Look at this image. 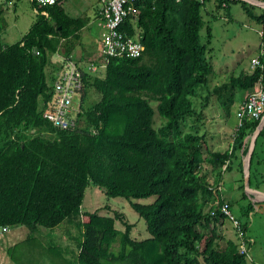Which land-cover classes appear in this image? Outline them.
<instances>
[{
	"label": "trees",
	"instance_id": "16d2710c",
	"mask_svg": "<svg viewBox=\"0 0 264 264\" xmlns=\"http://www.w3.org/2000/svg\"><path fill=\"white\" fill-rule=\"evenodd\" d=\"M32 1L38 15L31 30L20 43L0 51V227L30 232L8 251L11 262L251 264L253 208L243 209L245 222L240 220L248 247L243 254L239 240H228L219 231L228 219L219 209L227 201L218 188L261 120L238 126L233 149L225 151L210 149L203 127L215 100L228 115L238 91L244 96L264 88V68L211 87L212 28L203 12L211 3L218 10L240 4L264 26V9L257 15L256 6L241 0L138 2V20L131 16L122 30L138 36L145 47L142 56L110 58L86 74L76 113L79 127L61 130L45 118L62 67L54 59L75 52L87 19L68 15L63 8L68 0L48 7ZM260 59L264 67V55ZM90 88L101 101L85 108ZM239 169L245 181L243 163ZM91 185L110 199L128 200L145 220L150 237L135 239V226L123 214L82 213ZM151 198V204L137 202ZM118 222L125 230L118 229ZM63 224L78 252L44 245L35 236L41 229L58 232Z\"/></svg>",
	"mask_w": 264,
	"mask_h": 264
},
{
	"label": "rangeland",
	"instance_id": "374dc122",
	"mask_svg": "<svg viewBox=\"0 0 264 264\" xmlns=\"http://www.w3.org/2000/svg\"><path fill=\"white\" fill-rule=\"evenodd\" d=\"M32 2V0H0V13L2 14L0 16V51L6 46L20 43L31 30L38 15ZM100 4L99 0H68L63 5L65 12L71 17L89 18L92 22L91 32H84L81 41L78 42V56H84L89 62L100 58V40H102L104 33V22L98 17L99 9L102 6ZM262 9L256 6L255 14L260 15ZM203 15L207 26L212 28V38L209 45L211 52L209 55L212 57L214 74L210 77V84L211 87H216L227 83L232 76L240 77L245 71L248 72L253 57L259 56L260 52L264 51V29L262 24L248 16L240 4H231L229 9L218 10L216 3H211L207 5ZM203 36H207V27L202 31ZM95 40L98 42L95 43ZM57 58L61 61L60 56H55V59H53L58 62ZM236 96V102L228 108V115L216 100L212 108L206 111L203 130L208 135L207 143L213 151L232 150L234 146L238 130L237 109L243 99V92L238 91ZM88 98L84 103L85 108L101 101V95L94 88L89 89ZM75 102L79 110L82 103L80 97L77 96ZM74 116L76 117V115ZM253 137H249L250 143H252ZM250 143L247 144L248 148L251 146ZM245 163L248 167V159L245 160ZM224 180L225 192L233 204L231 211L236 219L245 222L242 217L243 209L253 208L248 227V236L253 242L249 248V258L253 260L251 264H264V202L254 203L257 200L264 199V197L257 196V193L255 195L250 191L256 192V190H259V193H264V137H260L258 140L250 187H246V181H244L242 173L236 169L231 173L229 172ZM154 201L155 198H151L137 202L151 204ZM95 212L110 216H115L116 213L123 214L127 221L135 226L132 233L135 239L143 241L150 237L145 220L132 208L128 200L122 198L110 199L103 190L91 185L86 193L82 213ZM61 227L62 230L58 232L56 230L54 233L41 229L40 233L35 236L44 245L46 243L53 244V246L62 245L65 249H74L78 252L77 244L70 238L68 239L66 231L68 225L63 224ZM117 227L125 230V226L121 222H118ZM219 227L220 232L228 240L232 237L231 239L235 238L238 243V238L230 220H227L223 225H219ZM15 231L21 235L18 241L19 244L30 235L26 228L12 229L10 234L7 235L8 238H15L13 233ZM224 245L222 246L225 247ZM21 253L23 255L29 254L27 249H22ZM34 256L38 257L37 254H34ZM23 258L25 257L23 256ZM0 264H13L8 253L2 249H0ZM43 264L50 263L43 262Z\"/></svg>",
	"mask_w": 264,
	"mask_h": 264
},
{
	"label": "built area",
	"instance_id": "2783aa9c",
	"mask_svg": "<svg viewBox=\"0 0 264 264\" xmlns=\"http://www.w3.org/2000/svg\"><path fill=\"white\" fill-rule=\"evenodd\" d=\"M40 7L58 5L62 0H34ZM143 0H100L102 5L100 14L104 22L102 35L103 58L109 61L115 57H130L138 59L142 56L145 47L137 37H129L122 29L126 21L137 14L136 3ZM261 55H264L262 51ZM61 70L57 73L55 82V97L51 110L47 111L45 118L51 122L54 127L61 130H71L79 127L76 113V97H80L85 88L86 74L98 71V65L91 63L87 67L79 64L73 55L61 56ZM254 70L261 68L260 57L252 60ZM239 127H243L245 121L261 120L260 127L264 129V88L261 85L254 93L247 95V98L238 109ZM228 166V165H227ZM224 167V170L227 169ZM222 192V188H218ZM221 201H218L219 205ZM219 206L222 215L226 216L233 224L236 236L240 241V249L243 254L248 253L247 241L242 223L233 215L228 202L222 201ZM216 212H213V216ZM9 227H0V238L9 235ZM249 255V253H248ZM251 259V258H250Z\"/></svg>",
	"mask_w": 264,
	"mask_h": 264
},
{
	"label": "crops",
	"instance_id": "0c3cea01",
	"mask_svg": "<svg viewBox=\"0 0 264 264\" xmlns=\"http://www.w3.org/2000/svg\"><path fill=\"white\" fill-rule=\"evenodd\" d=\"M99 3H100V0H99ZM101 5V4H100ZM101 8H102V6L100 7V9H99V15H98V17H100L101 18V20H102V17H101V14H100V11H101ZM74 18V17H73ZM82 18V17H81ZM74 19H77V18H74ZM103 21V20H102ZM91 24H92V22L89 20V18H87V25L82 29V33H84V32H91ZM262 28L264 29V26L262 25ZM98 41H96L95 40V43H97ZM76 46H77V49L75 50V52H73L72 53V55L75 57V59L77 60V62L79 63V64H81V65H83L84 67H87L89 64H91V63H94V64H99V65H102L103 63H104V58L102 57V51L101 50H103V46H102V41L100 40V54H99V56H100V58L99 59H95L94 61H92V62H89V60H87V59H85V57L84 56H82V55H80V56H78V42H77V44H76ZM263 51V50H262ZM262 51L260 52V55H261V53H262ZM259 55V56H260ZM259 56H256V57H253V59H255V58H258ZM252 61V60H251ZM59 62H60V60H59ZM253 68H252V64L250 65V69L248 70V72L247 73H252L253 72V70H252ZM244 73H246V71L244 72ZM90 75H92L93 73H89ZM249 93H247V94H245L244 96H243V99L241 100V102L239 103V106H238V109H239V107L241 106V104L243 103V101L247 98V95H248ZM238 109H237V111H238ZM246 143H245V145L243 146L244 148H242L241 150H240V152L237 154L238 155V159H237V161L235 162L234 161V166H233V170L232 171H230V173L231 172H233L235 169L238 171V172H240V169H239V164L240 163H243V165H244V176H245V173H246V163H245V160L248 158V154L245 152L246 151V149L248 148L247 147V144H248V142L250 143V141H249V138L245 141ZM250 145H251V143H250ZM248 149H250V146H249V148ZM229 172H226L225 174H224V177H223V179H222V182L220 183V185H219V187H221L222 188V192H220L221 193V197H222V199H225L227 202H231L229 199H228V195H226V192H225V177L227 176V174H228ZM241 173V172H240ZM256 191H259V190H256ZM224 193H225V195H224ZM264 194V193H263ZM256 195V194H255ZM257 196H263L264 197V195H258L257 194ZM254 202V201H253ZM258 202H264V199H260V200H257V202H254V203H258ZM227 221H222V224L221 225H223L224 223H226ZM221 227V226H220ZM219 227V228H220ZM21 228H23V227H21ZM18 229H20V228H17V229H14V230H18ZM219 231H220V229H219ZM14 233V236H15V238H12V239H10V238H8V236H5L4 238H1L0 239V249H2L3 251H6L7 253H8V251L12 248V247H14L15 245H17V244H19L18 243V241L20 240V234H18L17 233V231H15V232H13ZM233 234H235L234 232H233ZM224 237H226L225 235H224ZM235 237V236H234ZM249 237V236H248ZM27 238V237H26ZM232 237H230V239L229 240H232V241H234V242H237L236 241V239L235 238H233V239H231ZM251 239V238H250ZM11 240V241H10Z\"/></svg>",
	"mask_w": 264,
	"mask_h": 264
},
{
	"label": "water",
	"instance_id": "95a60500",
	"mask_svg": "<svg viewBox=\"0 0 264 264\" xmlns=\"http://www.w3.org/2000/svg\"><path fill=\"white\" fill-rule=\"evenodd\" d=\"M244 2H247L249 4L255 5V6H259L261 8L264 9V3L260 2V1H255V0H241ZM263 128L259 127L258 130L256 131V133L254 134L251 146H250V150L248 153V167L246 168V173H245V181H246V187L250 186V181H251V172H250V168H251V160L253 158L256 146H257V141L259 138L260 133L262 132ZM251 193L253 194H258V195H264L263 193H259L258 191L253 192L252 190H250Z\"/></svg>",
	"mask_w": 264,
	"mask_h": 264
},
{
	"label": "clouds",
	"instance_id": "9594fccd",
	"mask_svg": "<svg viewBox=\"0 0 264 264\" xmlns=\"http://www.w3.org/2000/svg\"><path fill=\"white\" fill-rule=\"evenodd\" d=\"M143 1H144V0H143ZM140 2H141V1H140ZM136 4H137V3H136ZM135 6H136V5H135ZM136 9H137V8H136ZM135 17H136V20H138V15H137V14L135 15ZM138 39H139V38H138ZM57 56H58V55H57ZM260 56H261V55H260ZM260 56H259V57H260ZM57 60H58V62H59V59H58V58H57ZM251 64H252V62H251ZM252 70H253V72L255 71L254 69H252ZM253 72H252V73H253ZM243 102H244V101H243ZM237 114H238V111H237ZM237 118H238V116H237ZM238 126H239V120H238ZM262 131H263V130H262ZM260 134H261V133H260ZM253 136H254V135H253ZM259 137H260V135H259ZM232 149H233V148H232ZM249 150H250V149H249ZM248 153H249V152H248ZM247 159H248V158H247ZM249 187H250V186H249Z\"/></svg>",
	"mask_w": 264,
	"mask_h": 264
}]
</instances>
